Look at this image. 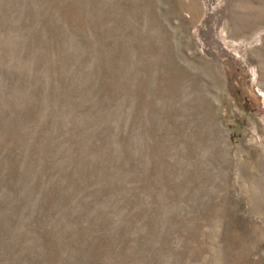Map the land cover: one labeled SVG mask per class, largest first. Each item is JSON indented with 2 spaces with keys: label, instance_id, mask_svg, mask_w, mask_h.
Listing matches in <instances>:
<instances>
[{
  "label": "rangeland",
  "instance_id": "rangeland-1",
  "mask_svg": "<svg viewBox=\"0 0 264 264\" xmlns=\"http://www.w3.org/2000/svg\"><path fill=\"white\" fill-rule=\"evenodd\" d=\"M0 264H264V0H0Z\"/></svg>",
  "mask_w": 264,
  "mask_h": 264
}]
</instances>
